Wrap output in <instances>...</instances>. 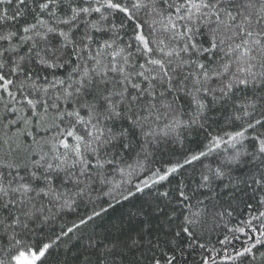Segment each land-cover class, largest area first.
<instances>
[{"label":"snow or ice","instance_id":"6c2138e0","mask_svg":"<svg viewBox=\"0 0 264 264\" xmlns=\"http://www.w3.org/2000/svg\"><path fill=\"white\" fill-rule=\"evenodd\" d=\"M0 264H264V0H0Z\"/></svg>","mask_w":264,"mask_h":264}]
</instances>
